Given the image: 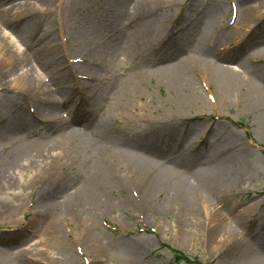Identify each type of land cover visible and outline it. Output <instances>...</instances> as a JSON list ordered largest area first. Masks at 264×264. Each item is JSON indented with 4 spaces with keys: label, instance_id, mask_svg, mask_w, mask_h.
I'll return each mask as SVG.
<instances>
[{
    "label": "rangeland",
    "instance_id": "obj_1",
    "mask_svg": "<svg viewBox=\"0 0 264 264\" xmlns=\"http://www.w3.org/2000/svg\"><path fill=\"white\" fill-rule=\"evenodd\" d=\"M158 1L163 6L0 0V51L6 44L8 59L0 62V264H62L69 254L71 264H189L174 262L171 250L219 264L238 242L251 250L248 264H264V0ZM248 12L250 19L239 18ZM147 23L153 26L142 35ZM204 64L239 76L241 86L226 103ZM172 69L190 85H172L163 75ZM190 91L194 106L183 102ZM248 92L259 93L262 108H252ZM67 96L70 107L57 102ZM225 149L243 152L237 183L230 167L215 166ZM135 163L191 186L196 177L224 175L231 192L215 202L198 196L195 226L171 199L172 189L157 190L158 222L141 206ZM83 193L80 204L88 193L102 204L80 211ZM125 196L133 203L114 207ZM205 205L225 218L213 234H225L219 251L208 243ZM247 205L244 227H231ZM91 216L111 245L101 263L81 238Z\"/></svg>",
    "mask_w": 264,
    "mask_h": 264
},
{
    "label": "bare ground",
    "instance_id": "obj_2",
    "mask_svg": "<svg viewBox=\"0 0 264 264\" xmlns=\"http://www.w3.org/2000/svg\"><path fill=\"white\" fill-rule=\"evenodd\" d=\"M42 2V4H44L45 6L49 7L50 3H52V0H40ZM56 0H54L55 2ZM151 1V3L149 5L148 2ZM145 4L148 6L150 5H154V6H163V2L162 1H158V0H145ZM144 9V8H142ZM7 11V10H6ZM152 12H143L142 15H149ZM30 13L26 12L23 15H28ZM15 17V16H14ZM246 17L250 19V13H244V15L240 16L239 18H243L244 20H246ZM15 18H12V20ZM9 21H11V19H9ZM28 21V20H27ZM8 22V21H7ZM26 22V21H25ZM148 22V21H146ZM166 22V21H165ZM164 22V23H165ZM163 23V24H164ZM34 23L31 22L29 24V26H27L24 29H28L30 28ZM142 24V23H141ZM140 24V25H141ZM148 25H150V27H141L140 25V33L142 35H144L146 33V31L149 29L151 30L152 28V24L147 23ZM148 28V29H147ZM147 29V30H145ZM154 30V29H153ZM140 39H142L139 36ZM2 49L0 51V62L2 61H6L8 59H6L5 53L7 50V45L4 44L3 46H1ZM52 47L50 46V44H47V47L45 48V52H47L48 54L50 53ZM110 54V51H108ZM52 53V52H51ZM51 53L49 54L51 56ZM218 56V55H217ZM53 57V56H51ZM219 57V56H218ZM220 58V57H219ZM218 58V59H219ZM204 66V67H203ZM202 66V70L203 72H205V77L207 78L208 82L210 84H212V86H214L215 90L217 91V95L218 97V101L222 103H226L230 97V95H233V93H236V90L238 88H240V79L239 76L238 77H234L232 75H229L228 73H226L223 70H220V68L218 66H216L214 68V66L209 65V64H204ZM186 71H189V68L187 69V67L185 68ZM259 70V69H258ZM176 73V74H175ZM183 73H185V70L183 71ZM259 74H261L259 72ZM163 75L165 76V78L172 82V85L174 84H187L190 85L189 82L185 81L184 78L185 76L183 75L182 77H180V75L175 71V69H172L170 71H166L165 74L163 73ZM178 75V76H177ZM180 77V78H179ZM204 76L202 78H204L203 80H206ZM182 81V82H181ZM126 82V90L129 89L131 87V81L127 80ZM192 85V84H191ZM248 95L251 96L248 92ZM253 97V102H252V108H256L260 107L262 108V103L259 100V93H257V95L251 96ZM191 95V91L189 93H187L185 100L183 102H185L186 105L188 106H194L196 103L195 100L192 98ZM234 99V98H233ZM201 104L203 106H205V103H203L200 99L198 101V104ZM216 103V100H215ZM242 103V100H241ZM262 111V109H261ZM15 131V130H14ZM13 131V132H14ZM12 132V133H13ZM236 154H228V150L225 149L223 152H221L220 156H216L214 159L215 162V166L217 167H223L221 170H225V168L230 167L231 169V173L234 174L232 175L233 177L235 176V178L231 177L232 183H237L238 180H240L242 178L241 173H243V169H242V161H241V156L243 154V152H235ZM223 156V157H222ZM132 169L131 171H133L136 176L139 179V186L140 189L142 190V203L141 206L144 209V211L153 217H157L158 218V222H160L159 217L162 215L163 213V207L160 206L159 202H157V200H154V192L158 190V192L165 190L166 193H168L171 189L173 190V196H171V199H173L174 197V201H175V205H181L184 208V212H186L185 214V218L186 216H189V219L192 220V222L196 223V215H197V208L195 207V203L197 202L198 196L203 195L206 199V201H210V202H215V200L220 197H224L226 193L231 192V185L230 186L227 184L228 181H230L229 179L222 185L223 179L225 178L224 175L220 176L218 174H213V175H208V176H199L196 177L198 180L197 183L194 186L189 185H184L181 182L178 181H173V182H167L164 181L163 176L161 174H152L149 171H144V170H140L138 164H134L132 165ZM130 166V167H131ZM195 177L193 179H196ZM187 179V178H186ZM116 181V178L113 179V182ZM223 187V189H227L222 191L221 188ZM139 189V190H140ZM137 191V190H136ZM90 192V191H89ZM84 194H81L79 196L78 199V204L79 207L81 208L80 211L84 212V213H90V211L95 210V208L99 207L102 203H100V201L97 203V201L99 200L97 197L95 198H90L88 199V197L90 196L89 193L88 195L85 197V199L83 200L86 201V203L88 204L86 206V208H84L82 205V203L80 204V200H82V198H84ZM138 194V192H137ZM132 197V196H131ZM43 199L45 201V199H48V197L46 195H41L40 199ZM41 199V200H42ZM92 200V202L90 201ZM132 200L134 202L137 201L138 202V198L135 194V197H132ZM47 202V204L50 201H45ZM130 199V197L125 196V198L121 201H118L116 203V205L114 207H116L117 209H125L127 206H129L130 203H133ZM209 202V203H210ZM74 203V201L72 202ZM85 203V202H84ZM110 203V202H108ZM139 203V202H138ZM111 204V203H110ZM135 204V202H134ZM215 204V203H212ZM73 207L76 206V203L74 205H72ZM107 208H110L111 206L108 205L106 206ZM250 208V205L245 206L244 208L240 209L238 212H236V214L233 215L232 219H231V227H244V224H242L243 221V214L244 212H248ZM68 209V207L65 209V211ZM208 206L205 205L204 206V213L207 215V217H209V221L207 220L206 222L208 223V243L211 242V248L212 250H216L219 251V244L217 243H221L222 241V237L225 236V234H221L219 240L215 239L216 237L213 236V234H216V230L217 229H223V223H224V217L223 214L220 212L219 214L216 211H213L215 208L213 207V209L208 210ZM82 214V213H81ZM228 217V216H227ZM243 217V218H242ZM206 220V219H205ZM39 219H37L36 222H38ZM190 221V220H189ZM234 223V224H233ZM195 226H197V223L195 224ZM203 226V223H202ZM84 232L81 235L82 238V242L84 243V245L89 244L93 249V252L95 253L96 257L95 258H100V260L97 263H101L107 253V250L111 247L110 243L108 242H104V235L101 234L99 231L96 230V225H95V221L93 219V217L91 216L90 218L87 219V223L86 226H84ZM264 232V230L260 231V235ZM231 233V232H230ZM236 234V233H234ZM236 237V235L233 236V240ZM238 239L236 240V242L240 239V236H238ZM228 239H231V235L228 236ZM261 239L264 241V233L263 236L261 237ZM217 242V243H216ZM214 243V244H213ZM65 247V246H64ZM66 249V247H65ZM221 250H223V247L221 248ZM251 250L249 249L248 246L244 245L242 242L241 243H236L235 246L230 247L229 249L225 250V253L222 255L221 259L219 260V264H227V262L225 263L226 260H229L230 262H233L231 264H248L249 263V259L251 257ZM75 257L73 254H69L67 256V259L63 256V262L62 264H71V262H73ZM225 258L224 262H222V260Z\"/></svg>",
    "mask_w": 264,
    "mask_h": 264
},
{
    "label": "trees",
    "instance_id": "obj_3",
    "mask_svg": "<svg viewBox=\"0 0 264 264\" xmlns=\"http://www.w3.org/2000/svg\"><path fill=\"white\" fill-rule=\"evenodd\" d=\"M173 254V260L176 263L185 261L186 263L189 264H202L198 259L194 257H188L184 253L176 251V250H171Z\"/></svg>",
    "mask_w": 264,
    "mask_h": 264
}]
</instances>
